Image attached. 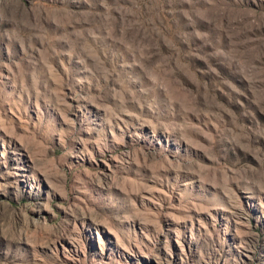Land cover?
Wrapping results in <instances>:
<instances>
[{"label":"rangeland","instance_id":"rangeland-1","mask_svg":"<svg viewBox=\"0 0 264 264\" xmlns=\"http://www.w3.org/2000/svg\"><path fill=\"white\" fill-rule=\"evenodd\" d=\"M0 264H264V0H0Z\"/></svg>","mask_w":264,"mask_h":264}]
</instances>
